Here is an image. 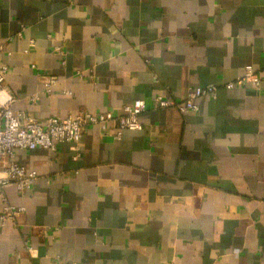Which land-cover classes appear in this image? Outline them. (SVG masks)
Returning <instances> with one entry per match:
<instances>
[{
  "label": "crops",
  "instance_id": "0c3cea01",
  "mask_svg": "<svg viewBox=\"0 0 264 264\" xmlns=\"http://www.w3.org/2000/svg\"><path fill=\"white\" fill-rule=\"evenodd\" d=\"M3 64L38 121L145 110L118 139L96 124L15 149L37 176L4 189L23 211L0 222V264H264V0H0ZM248 64L260 88L225 89ZM211 84L195 111L153 107Z\"/></svg>",
  "mask_w": 264,
  "mask_h": 264
},
{
  "label": "built area",
  "instance_id": "2783aa9c",
  "mask_svg": "<svg viewBox=\"0 0 264 264\" xmlns=\"http://www.w3.org/2000/svg\"><path fill=\"white\" fill-rule=\"evenodd\" d=\"M19 34V33H18ZM32 42V41H30ZM63 55V51L57 48ZM27 52V49L24 50ZM64 63V61H62ZM8 71L7 65H0V201L2 212L0 222L6 218H12L23 211L22 207L14 209L9 205L5 197L4 189L10 184H15L19 191L28 189L34 182L37 172L24 165L17 163L14 158L15 149L32 150L36 147H45L55 150L58 143H76L81 138L84 130L89 125L102 124L107 127V133L113 138L121 137L125 130H141L142 124L139 115L145 110L143 99H135L132 103L123 105L122 112L118 115L111 111L90 112L80 110L75 115L65 118L51 116L43 121H38L23 111H15L10 107L13 97L5 93L3 84ZM43 90L50 93L57 79L53 76L43 77ZM262 84L261 76L256 73L252 65L244 67V73L234 81H229L223 86L225 89H233L236 85L251 87L258 90ZM217 87L213 84L192 88L181 101L177 102L171 98L156 95L152 98L153 107L165 109L176 107L180 111H195L198 108L196 99L201 96L216 98ZM36 94L31 96L35 101ZM79 152L74 156L78 157Z\"/></svg>",
  "mask_w": 264,
  "mask_h": 264
}]
</instances>
